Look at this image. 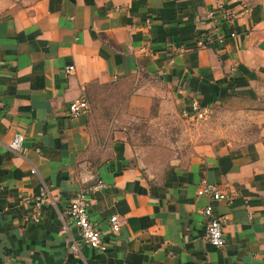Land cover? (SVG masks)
<instances>
[{
    "label": "crops",
    "instance_id": "crops-1",
    "mask_svg": "<svg viewBox=\"0 0 264 264\" xmlns=\"http://www.w3.org/2000/svg\"><path fill=\"white\" fill-rule=\"evenodd\" d=\"M218 3L236 19L220 27L221 45L197 50ZM126 81L133 97L164 91L178 112L195 98L211 109L204 142L165 166L160 184L117 142L95 153L89 113L67 116L74 99L92 104ZM91 177L105 183L88 210L104 253L65 214ZM201 179L226 199L197 197ZM207 204L224 220L221 249L206 241ZM0 264H264V0H0Z\"/></svg>",
    "mask_w": 264,
    "mask_h": 264
},
{
    "label": "rangeland",
    "instance_id": "rangeland-1",
    "mask_svg": "<svg viewBox=\"0 0 264 264\" xmlns=\"http://www.w3.org/2000/svg\"><path fill=\"white\" fill-rule=\"evenodd\" d=\"M135 86L136 82L127 81L104 86L103 94L89 103L95 153L117 142L136 167L149 172V184H160L165 166L177 163L181 155L187 157L194 145L204 142L209 118L196 122L182 117L164 91L149 98L133 97ZM96 179L91 177L90 182Z\"/></svg>",
    "mask_w": 264,
    "mask_h": 264
},
{
    "label": "built area",
    "instance_id": "built-area-1",
    "mask_svg": "<svg viewBox=\"0 0 264 264\" xmlns=\"http://www.w3.org/2000/svg\"><path fill=\"white\" fill-rule=\"evenodd\" d=\"M243 13H249V7L246 3L242 5ZM236 19L235 12L228 6L221 3L216 4L211 9L206 11L205 23L207 29L200 33L195 40V49H203L212 47L215 44L221 45L226 36L220 32V27L223 24H232ZM148 25V21H147ZM229 37H235L234 33L229 34ZM141 51L149 52L147 48H142ZM182 48L173 49V54H181ZM74 70L73 66L65 68L66 73H71ZM90 111V105L84 95L74 99L69 103L67 108V116L70 119H77L85 116ZM182 117L203 122L211 115V109L203 105L199 99H193L191 103L180 110ZM24 136L21 133H15L10 143V149L18 152L22 149ZM32 173H35L33 170ZM105 188V183L101 179H96L89 187L79 191L68 202L65 208V214L69 217L71 224L78 230L80 241L87 247L104 253L108 249L109 242L106 240L103 233L89 218V199L92 194L99 192ZM48 195V190L44 186L35 199L33 212L28 216L33 223H38L41 218L40 202ZM197 197H206L210 201H221L226 199L225 195L220 191L216 184L210 183L206 179H201L196 187ZM202 215L206 219L205 237L206 241L214 248L221 249L225 246L226 240L224 237V220L214 213L213 207L207 204ZM109 225L111 234L115 235L119 232L121 223L116 215L109 217ZM75 247V245H74Z\"/></svg>",
    "mask_w": 264,
    "mask_h": 264
}]
</instances>
